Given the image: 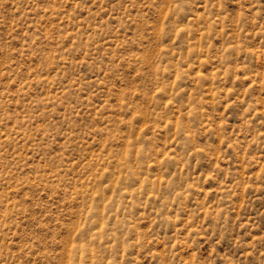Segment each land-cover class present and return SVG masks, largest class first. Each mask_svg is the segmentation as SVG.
<instances>
[{"label": "rangeland", "instance_id": "374dc122", "mask_svg": "<svg viewBox=\"0 0 264 264\" xmlns=\"http://www.w3.org/2000/svg\"><path fill=\"white\" fill-rule=\"evenodd\" d=\"M0 264H264V0H0Z\"/></svg>", "mask_w": 264, "mask_h": 264}]
</instances>
